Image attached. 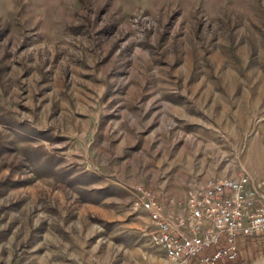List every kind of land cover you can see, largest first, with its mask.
<instances>
[{"label": "rangeland", "instance_id": "obj_1", "mask_svg": "<svg viewBox=\"0 0 264 264\" xmlns=\"http://www.w3.org/2000/svg\"><path fill=\"white\" fill-rule=\"evenodd\" d=\"M240 174L264 175V0H0V264H169L134 188L176 215Z\"/></svg>", "mask_w": 264, "mask_h": 264}, {"label": "built area", "instance_id": "obj_2", "mask_svg": "<svg viewBox=\"0 0 264 264\" xmlns=\"http://www.w3.org/2000/svg\"><path fill=\"white\" fill-rule=\"evenodd\" d=\"M135 208L152 222L151 241L169 264H226L239 259L241 239L264 236V175L217 176L176 201V215L145 186L134 188ZM88 264H103L93 257Z\"/></svg>", "mask_w": 264, "mask_h": 264}, {"label": "crops", "instance_id": "obj_3", "mask_svg": "<svg viewBox=\"0 0 264 264\" xmlns=\"http://www.w3.org/2000/svg\"><path fill=\"white\" fill-rule=\"evenodd\" d=\"M262 238H264V236L262 237ZM261 238V239H262ZM261 239H256L259 243H261L260 241H261ZM254 240L255 239H253V238H250L249 240H247V239H241V251L242 252H244L245 251V249H244V247H248V249L251 247V245L253 246V245H255V242H254ZM262 245H264V241L262 242Z\"/></svg>", "mask_w": 264, "mask_h": 264}, {"label": "trees", "instance_id": "obj_4", "mask_svg": "<svg viewBox=\"0 0 264 264\" xmlns=\"http://www.w3.org/2000/svg\"><path fill=\"white\" fill-rule=\"evenodd\" d=\"M263 241H264V238H262L260 242L262 243ZM254 242H255V244L259 243L256 239L254 240ZM260 245H262V244H260ZM241 262H242V261H240V260L238 261V260H237V261H235V262H231V263L229 262V263H226V264H240ZM241 264H242V263H241Z\"/></svg>", "mask_w": 264, "mask_h": 264}]
</instances>
